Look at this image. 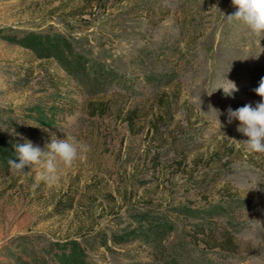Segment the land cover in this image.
Instances as JSON below:
<instances>
[{
  "label": "rangeland",
  "instance_id": "1",
  "mask_svg": "<svg viewBox=\"0 0 264 264\" xmlns=\"http://www.w3.org/2000/svg\"><path fill=\"white\" fill-rule=\"evenodd\" d=\"M235 10L0 0L1 120L41 150L53 135L90 147L54 186L36 181L38 165L0 168V264H264V153L245 150L227 115L261 99L264 33L227 23ZM93 99L110 108L92 115ZM146 210L171 222L160 244L130 233ZM225 231L231 246L211 247Z\"/></svg>",
  "mask_w": 264,
  "mask_h": 264
},
{
  "label": "clouds",
  "instance_id": "2",
  "mask_svg": "<svg viewBox=\"0 0 264 264\" xmlns=\"http://www.w3.org/2000/svg\"><path fill=\"white\" fill-rule=\"evenodd\" d=\"M236 9L233 13L224 15L227 23L239 22L247 26L251 34L264 33V0H231ZM216 7V6H215ZM217 8V7H216ZM227 94L238 91L236 85ZM261 99L253 106L245 104L235 110L227 109L228 123L238 120L237 131L247 137L242 141L245 150L250 153H264V77L259 81L258 87L253 90ZM237 142L241 141L230 139ZM16 159H8V165L12 171L21 172L25 168L38 165L40 171L36 181L43 182L48 186H54L59 180L61 166L71 167L83 154L90 150L88 144L77 140L75 137L58 139L52 136L45 150L35 146L31 141L17 143L14 146Z\"/></svg>",
  "mask_w": 264,
  "mask_h": 264
},
{
  "label": "trees",
  "instance_id": "3",
  "mask_svg": "<svg viewBox=\"0 0 264 264\" xmlns=\"http://www.w3.org/2000/svg\"><path fill=\"white\" fill-rule=\"evenodd\" d=\"M164 95H167V94H164ZM88 106H89V109H90L92 115H95L97 113L102 114L110 108V105L108 103H106L105 101L94 100V99L88 101ZM137 116H138L137 111L134 108L126 111V113L124 114V118H125V121L129 127L134 126L135 120L138 119ZM19 132H20V127H19V123L17 121L9 120L7 123H5L0 118V168L1 169L9 167L8 159H10V158L16 159V157L14 155L15 150H14L13 146L17 143H21L16 138V135ZM69 206L70 205H67L66 207H62L58 212L60 213L64 210H66ZM220 208L221 207L218 205H211V207L205 209L204 212H205V214H210L209 212H211V214H213L214 212L219 211ZM185 212H187V211L185 210ZM180 213L183 214L181 211H180ZM144 221H147V224L144 227H141L140 224ZM136 222L138 225H136L135 229H132V231H130V233H132V232L142 233L143 236L147 237L148 239H151V237H152L153 240L155 239V240L159 241V244L163 240L164 233L166 231H169L170 226H171L170 220H168L165 217V215H162V214L160 215L159 213H157L156 210L153 211V213H150V211H148V210L143 211L141 213V215L139 216V219L136 220ZM198 232H204V230L198 231ZM127 233H129V231H127ZM112 234H113V236L115 235L114 233H112ZM224 234H225V238H223L220 243L212 244L211 247H213V248L221 247L223 249H228L231 246L232 237L228 236L230 234L229 232L225 231ZM120 236L121 235L119 234V236L117 235L116 237H114L113 238L114 242L115 241L119 242ZM213 241L214 240H212V241L206 240L203 242H204V244L211 245V242H213ZM139 264H141V263H139ZM142 264H146V263H142Z\"/></svg>",
  "mask_w": 264,
  "mask_h": 264
}]
</instances>
